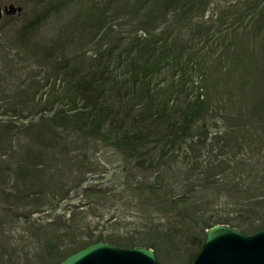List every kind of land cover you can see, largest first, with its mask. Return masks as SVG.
<instances>
[{
  "label": "rangeland",
  "instance_id": "1",
  "mask_svg": "<svg viewBox=\"0 0 264 264\" xmlns=\"http://www.w3.org/2000/svg\"><path fill=\"white\" fill-rule=\"evenodd\" d=\"M0 3V264L264 228V0Z\"/></svg>",
  "mask_w": 264,
  "mask_h": 264
},
{
  "label": "water",
  "instance_id": "2",
  "mask_svg": "<svg viewBox=\"0 0 264 264\" xmlns=\"http://www.w3.org/2000/svg\"><path fill=\"white\" fill-rule=\"evenodd\" d=\"M4 11L13 14V5ZM3 18L0 4V20ZM57 264H161L149 247L121 248L102 240L71 254ZM191 264H264V229L252 234L225 224L206 231L202 249Z\"/></svg>",
  "mask_w": 264,
  "mask_h": 264
},
{
  "label": "bare ground",
  "instance_id": "3",
  "mask_svg": "<svg viewBox=\"0 0 264 264\" xmlns=\"http://www.w3.org/2000/svg\"><path fill=\"white\" fill-rule=\"evenodd\" d=\"M35 175H37L39 178L43 179V181L45 182H50V177L47 171H45L43 169V166H41V168H37L36 170H34Z\"/></svg>",
  "mask_w": 264,
  "mask_h": 264
},
{
  "label": "trees",
  "instance_id": "4",
  "mask_svg": "<svg viewBox=\"0 0 264 264\" xmlns=\"http://www.w3.org/2000/svg\"><path fill=\"white\" fill-rule=\"evenodd\" d=\"M203 241H204V238L200 239V243H199V249H198V250H200V249H201V247H202V245H203Z\"/></svg>",
  "mask_w": 264,
  "mask_h": 264
}]
</instances>
